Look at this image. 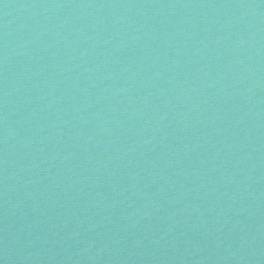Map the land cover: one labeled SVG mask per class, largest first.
<instances>
[{
	"label": "water",
	"instance_id": "1",
	"mask_svg": "<svg viewBox=\"0 0 264 264\" xmlns=\"http://www.w3.org/2000/svg\"><path fill=\"white\" fill-rule=\"evenodd\" d=\"M0 264H264V0H0Z\"/></svg>",
	"mask_w": 264,
	"mask_h": 264
}]
</instances>
